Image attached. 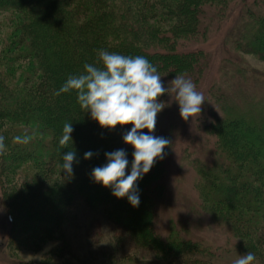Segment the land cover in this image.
I'll use <instances>...</instances> for the list:
<instances>
[{
    "label": "trees",
    "instance_id": "16d2710c",
    "mask_svg": "<svg viewBox=\"0 0 264 264\" xmlns=\"http://www.w3.org/2000/svg\"><path fill=\"white\" fill-rule=\"evenodd\" d=\"M208 10L216 22L226 12L235 13L229 47L264 60V0H0V14L10 17L0 48V210L7 228L1 249L55 240L51 256L75 259L60 264H232L246 252L254 254L252 264H264V79L254 76L247 80L252 86L242 83L251 97L261 91L259 99L231 105L228 93L220 92L221 116L207 130L216 143L212 160L194 161L200 228L215 223L220 235L210 244L196 227L193 233L187 229L188 221L170 222L162 235L153 224L166 191L162 166L168 147L155 160L154 172L135 182L138 206L92 180L91 169L105 162V152L123 148L131 161L132 148L121 138L131 124L101 127L80 109L75 91L59 92L69 75L83 73L85 63L101 66L98 49L145 57L170 88L174 70L207 65L204 53L182 49L180 43L199 34ZM66 122L73 129L72 144L61 147ZM16 136L20 142L13 141ZM70 150L76 156L69 176L61 157ZM86 151L93 152L88 159ZM24 167L28 175H17ZM78 204L114 226L117 234L106 247L85 248L79 235L65 230Z\"/></svg>",
    "mask_w": 264,
    "mask_h": 264
},
{
    "label": "rangeland",
    "instance_id": "374dc122",
    "mask_svg": "<svg viewBox=\"0 0 264 264\" xmlns=\"http://www.w3.org/2000/svg\"><path fill=\"white\" fill-rule=\"evenodd\" d=\"M235 16V13L228 15V12H226V18L216 22L214 21L216 19L214 17L216 16L212 15L211 11L208 10V13L202 16L203 28L200 29L199 34L194 38L180 43V47L187 51L196 49L201 51L206 55L208 61L207 65H203L204 67H198L194 70L188 65L184 69L179 67L177 71L174 70L173 73H170L171 79L168 81V85H170L169 89H171V80L175 75L182 74L184 77L186 75L187 77L185 78L191 79L196 90L203 93L205 101L200 105L201 111L190 116L187 120H183L179 116L178 106L173 100L171 93L159 95L160 99L158 100L164 102L165 107L156 115L153 134L161 136L165 133V130H168V136L166 138L170 141L169 145H166L168 152L162 166L165 172L164 186L166 191L163 200L156 207L157 211L154 214L155 218L153 221L156 230L161 235L165 234L167 227L170 226V222L174 221L178 223L180 219L190 223L187 229L192 231V233V227L194 230L196 227L201 235L209 237L205 239L207 244H210V238L220 237L219 234L217 236L216 231L218 226L215 223L210 228H200L201 223H203L201 217L203 212L198 206L200 198L196 186L198 178L194 168V161L199 159L208 163L209 160H212L214 154L213 149L216 143L212 134H208L207 130L210 131L211 127L218 124L219 117L221 116V103L219 101L220 98L222 101V91L228 93L225 95L223 93L226 96L225 99H227L226 103L231 105L242 104V100L245 102L247 99L260 98L261 91L255 94V97H251L252 92L246 85H252L248 84L247 80L254 76L264 79V60L252 54L235 53V50L229 47L231 44L229 36L231 33L230 28L234 23ZM9 20L10 17L7 13L0 14V48L5 41V36L10 30ZM232 55L236 59L232 58ZM189 75L191 77H188ZM243 81H245V87L242 86ZM212 87L215 92L209 91V88L211 89ZM244 88L246 91L243 92ZM139 131L146 132L147 129H141ZM2 168L1 166L0 169ZM26 170V167L20 169L17 175H22L24 172L26 177L28 175ZM153 170L151 167L149 170L150 173H153ZM156 173H158V169ZM152 178L157 179L155 176ZM50 185H52L51 182ZM14 219L17 224L16 226H18V219ZM4 228L5 222L3 221L2 211L0 210V244L1 240H6L3 234H6L7 228ZM65 230L68 233H73L75 236L79 235L83 242L82 246L85 248L88 245L104 248L108 245L110 237H114L117 234L114 226L93 216L92 213L90 214L80 204L75 207L71 218L68 217ZM26 236H22V238ZM216 238H213V240L215 241ZM219 241H221V244L224 243L221 238ZM57 245L58 242L55 240L47 242L40 240L34 246L28 244V246L16 247V249L6 246L2 249L0 248V264L16 263V261L36 264V262L42 260H47L52 264H60L61 262L59 260H66L68 262L75 260L72 255L68 254L61 255V258L55 257L54 254L51 256L54 252V247L57 249ZM143 254L140 253V255ZM13 255L17 260L12 258ZM114 257L110 260H115ZM120 258L122 259L121 256ZM117 259L118 256H116Z\"/></svg>",
    "mask_w": 264,
    "mask_h": 264
},
{
    "label": "clouds",
    "instance_id": "9594fccd",
    "mask_svg": "<svg viewBox=\"0 0 264 264\" xmlns=\"http://www.w3.org/2000/svg\"><path fill=\"white\" fill-rule=\"evenodd\" d=\"M97 52L101 66L85 63L83 73L69 75L59 92L75 91L80 109L101 127L131 124L121 137L132 148L131 161L123 148L105 152V162L92 168L90 176L94 182L110 188L111 195L126 198L135 207L139 204V189L135 182L150 170L156 159L163 158L164 148L170 143L166 137L153 134L156 115L165 107L157 97L171 93L183 120L199 113L205 99L191 79L182 74L171 80V89L164 86L156 67L143 56L121 55L104 49ZM141 129L147 131H139ZM72 131L71 123L66 122L58 141L61 147L67 146L69 141L72 144ZM27 139L25 136L23 142ZM13 141L20 142L21 137H13ZM2 147L3 137H0ZM92 155V151H86L83 158ZM75 156V151L70 150L61 157V169L69 176ZM254 260V254L246 252L232 264H252Z\"/></svg>",
    "mask_w": 264,
    "mask_h": 264
}]
</instances>
